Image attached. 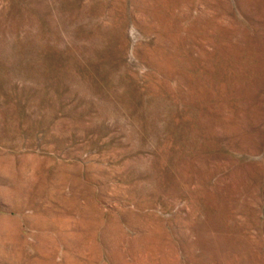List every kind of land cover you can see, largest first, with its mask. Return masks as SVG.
Masks as SVG:
<instances>
[{"label":"rangeland","instance_id":"374dc122","mask_svg":"<svg viewBox=\"0 0 264 264\" xmlns=\"http://www.w3.org/2000/svg\"><path fill=\"white\" fill-rule=\"evenodd\" d=\"M0 264H264V0H0Z\"/></svg>","mask_w":264,"mask_h":264}]
</instances>
